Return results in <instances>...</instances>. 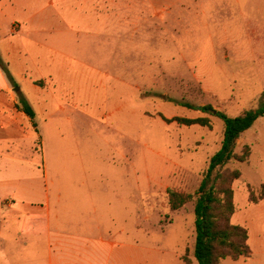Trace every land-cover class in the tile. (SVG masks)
Segmentation results:
<instances>
[{
	"label": "rangeland",
	"instance_id": "1",
	"mask_svg": "<svg viewBox=\"0 0 264 264\" xmlns=\"http://www.w3.org/2000/svg\"><path fill=\"white\" fill-rule=\"evenodd\" d=\"M51 1H56V48L70 63L56 97L82 98V69L94 72L82 110L68 104L60 123L82 141L87 165L91 159L109 163L108 152L117 148V176L130 201L129 214L107 223L108 239L124 245L108 254L109 264H198L194 200L174 211L168 190L196 194L221 148L224 124L179 104L212 105L231 117L261 106L264 0ZM108 114L112 121L105 124L101 118ZM199 117L209 118L211 126L166 121ZM247 152L248 161L233 160L222 172L241 174L232 184L231 222L248 230L253 255L221 264H264V117L237 142L236 153ZM3 154V187L10 181L21 185L22 179L26 184L33 172L11 170ZM98 177L104 185L113 180L105 170L97 182ZM251 192L258 203L251 202ZM11 203L0 201V264H30L13 249L22 243L12 237L16 222H6Z\"/></svg>",
	"mask_w": 264,
	"mask_h": 264
},
{
	"label": "crops",
	"instance_id": "2",
	"mask_svg": "<svg viewBox=\"0 0 264 264\" xmlns=\"http://www.w3.org/2000/svg\"><path fill=\"white\" fill-rule=\"evenodd\" d=\"M56 37V1L0 0V149L6 154L0 153L10 158L11 170L33 172L26 184L22 179L3 187L0 181V201L12 200L6 222H16L12 237L22 243L13 249L30 264H109L108 254L124 245L108 239L107 223L129 214L130 201L117 176V148L108 152L109 163L91 159L87 165L82 141L60 123L68 104L82 110L94 72L82 69L80 100L73 93L57 98L59 77L70 63ZM20 100L32 107L34 120L18 108ZM103 118L112 121L110 114ZM103 170L113 175L106 185L100 177L95 181Z\"/></svg>",
	"mask_w": 264,
	"mask_h": 264
},
{
	"label": "trees",
	"instance_id": "3",
	"mask_svg": "<svg viewBox=\"0 0 264 264\" xmlns=\"http://www.w3.org/2000/svg\"><path fill=\"white\" fill-rule=\"evenodd\" d=\"M179 105L218 117L224 124V131L221 148L210 159L196 194H185L170 189L168 190L170 207L177 211L194 200V257L198 264H221L226 259L235 261L249 259L253 252L249 244L248 230L231 222L235 213L232 184L240 179L241 174L239 171L222 172V169L233 160L248 161L249 152L242 155L236 153L237 142L260 118L264 117V93L258 109L245 111L237 117L217 111L212 105L203 107H196L189 103ZM18 108L34 120L35 113L27 102L20 100ZM166 121H176L185 126H211L210 119L207 117L174 118ZM250 200L253 203L259 201L254 197L253 192L250 194Z\"/></svg>",
	"mask_w": 264,
	"mask_h": 264
}]
</instances>
